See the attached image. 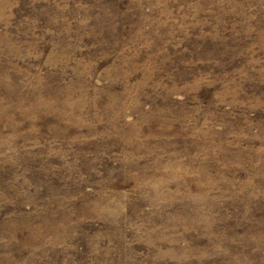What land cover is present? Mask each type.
<instances>
[{
	"label": "rangeland",
	"instance_id": "rangeland-1",
	"mask_svg": "<svg viewBox=\"0 0 264 264\" xmlns=\"http://www.w3.org/2000/svg\"><path fill=\"white\" fill-rule=\"evenodd\" d=\"M0 75V264H264V0H0Z\"/></svg>",
	"mask_w": 264,
	"mask_h": 264
},
{
	"label": "bare ground",
	"instance_id": "bare-ground-1",
	"mask_svg": "<svg viewBox=\"0 0 264 264\" xmlns=\"http://www.w3.org/2000/svg\"><path fill=\"white\" fill-rule=\"evenodd\" d=\"M1 76V75H0ZM36 98V97H35ZM78 101V100H77ZM72 103V102H71ZM20 106V105H19ZM66 106V105H65ZM2 107V106H1ZM41 107V106H40ZM2 108H4V107H2ZM7 108V107H6ZM65 108V107H64ZM65 111H66V109H65ZM58 112V111H57ZM37 113V112H36ZM25 114V113H24ZM59 115V114H58ZM61 115V114H60ZM64 115V114H63ZM63 115H61V116H63ZM67 116V115H66ZM39 117V116H38ZM49 117V116H48ZM68 117V116H67ZM59 118V117H58ZM65 118V117H64ZM25 119V118H24ZM76 120V119H75ZM83 120V119H82ZM15 121V120H14ZM161 121V120H160ZM165 122V121H164ZM77 123V122H76ZM66 124V123H65ZM83 124V123H82ZM10 126V125H9ZM20 126V125H19ZM162 126V125H161ZM13 133V132H12ZM3 141V140H2ZM3 146V145H2ZM158 188V187H157ZM160 190V189H159ZM160 192V191H159ZM159 196V195H158Z\"/></svg>",
	"mask_w": 264,
	"mask_h": 264
}]
</instances>
